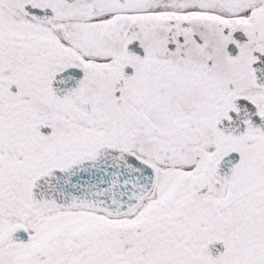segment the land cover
<instances>
[{
  "label": "snow or ice",
  "instance_id": "1",
  "mask_svg": "<svg viewBox=\"0 0 264 264\" xmlns=\"http://www.w3.org/2000/svg\"><path fill=\"white\" fill-rule=\"evenodd\" d=\"M0 264H264V0H0Z\"/></svg>",
  "mask_w": 264,
  "mask_h": 264
}]
</instances>
